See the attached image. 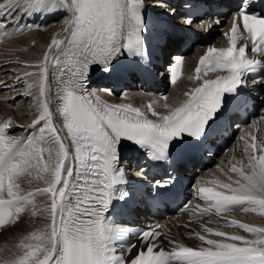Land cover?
<instances>
[{"label": "snow or ice", "instance_id": "6c2138e0", "mask_svg": "<svg viewBox=\"0 0 264 264\" xmlns=\"http://www.w3.org/2000/svg\"><path fill=\"white\" fill-rule=\"evenodd\" d=\"M245 4L242 0L230 32L224 33L228 47L209 46L189 77L200 81L198 86L185 91L186 99L176 105L161 97L162 113L155 102L146 111L107 103L86 87L93 66L113 75L122 57H146L144 0H0V38L31 29L32 24L23 23L26 17L52 10L68 14L42 59L23 62L26 70H13L37 114L29 137L9 133L11 118L0 121V228L16 225L26 215L41 222L0 256V264H264V226L229 218L244 213L264 219V142L257 143L255 136L251 142L241 137L246 163L231 166L228 182L197 185L203 204L195 205L192 219L234 231L201 225L194 233L198 246L169 240L170 247L164 248L158 242L161 233L147 229L137 234V247L124 244L127 230L108 216L113 201L128 196L120 189L126 183L122 141L144 150L153 162H167L178 146L174 142L206 137L229 97L246 84V74L259 71L253 83L264 84V13L250 12ZM184 24L203 28L205 21L188 14ZM210 27L208 23L205 31ZM182 64L183 58L176 57L169 65L172 84ZM210 73L215 78L204 79ZM156 186L167 187L168 181H156Z\"/></svg>", "mask_w": 264, "mask_h": 264}, {"label": "bare ground", "instance_id": "6f19581e", "mask_svg": "<svg viewBox=\"0 0 264 264\" xmlns=\"http://www.w3.org/2000/svg\"><path fill=\"white\" fill-rule=\"evenodd\" d=\"M67 13L62 10H52L46 12L45 15H33V17H47L49 18L48 30H30L18 37L11 39H3L0 43V83L2 84L0 90V119L11 118L13 127H11V135H19L25 128L31 124L32 120L36 116V109L32 103V96L25 95V84L23 83V88L21 89V82H17L15 79L16 72L26 70L24 68L23 62H36L42 59L47 46L50 44L52 37L60 32L64 26V22L67 19ZM27 18V17H26ZM181 22V20H180ZM226 27H229V24H226ZM203 30V28H199ZM208 37L212 38L213 41L219 42L223 38V34L217 31L216 28H212L209 33L206 34ZM210 35V36H209ZM168 42V41H167ZM197 46L195 50L189 52L187 55L184 68L182 72L181 79L172 86L168 91L167 103L170 105H176L186 99L183 95L185 91L198 86L200 81L190 80V76H194L193 69L195 68L197 58L200 54L203 53V48ZM164 48L169 49V46L165 44ZM20 61V62H17ZM31 70V69H28ZM9 71L11 73L9 74ZM96 66H93V71L89 74L88 81L91 80V83L94 82L100 75H102ZM86 82V83H87ZM51 84V77L49 80ZM9 85V87H5ZM54 87V86H53ZM129 85L126 84V88ZM125 88V89H126ZM33 95H35L38 90L33 89ZM123 96L124 99L120 97ZM29 98V105L24 106V99ZM18 100L20 104L16 107H13V102ZM147 102H155V107L157 111L164 112L165 110L161 105L165 102H160L156 100V97L153 94L141 95L138 91L127 90L123 92L122 95L110 98L107 103H128L133 107H139L143 110L146 109ZM28 104V103H27ZM264 100L260 106V112L258 116L254 118L248 127L244 128L243 131H240L237 134L236 142L232 146L231 151L223 156L219 163L215 164L210 168L205 174L200 176L196 180V185L203 184L205 181H210L213 179H219L222 182H228L227 176L233 175L230 172V168L233 164L239 166V162L243 161V147L244 139L251 142V137L255 136L257 143L264 142ZM246 163V161H243ZM128 166V163H124ZM25 188L31 187L27 184L22 185ZM39 203V201H38ZM229 218H235L240 222L248 223L250 225H261L264 226V219L257 217L255 214L245 215L244 213H236L230 215ZM41 222L40 217H30L25 216L21 222H18L16 225H11L4 232L0 233V249L5 251L0 252V256L7 255V249L13 248V245L18 242L24 234L31 231L34 226L39 225ZM201 225H206L208 227L218 228L224 231H234V229L226 228L223 224H206V222H199L196 224H189L183 220H174L165 224L163 229V236L160 241H163V245L170 247L169 240L182 243L187 246H198L200 242L195 238L194 233L201 231Z\"/></svg>", "mask_w": 264, "mask_h": 264}, {"label": "rangeland", "instance_id": "374dc122", "mask_svg": "<svg viewBox=\"0 0 264 264\" xmlns=\"http://www.w3.org/2000/svg\"><path fill=\"white\" fill-rule=\"evenodd\" d=\"M1 56V55H0ZM1 71V70H0ZM11 73V71H9V74ZM26 104L24 105V106H26V105H29V101L27 100V102H25ZM28 103V104H27Z\"/></svg>", "mask_w": 264, "mask_h": 264}]
</instances>
